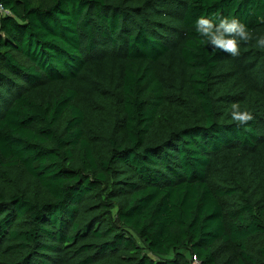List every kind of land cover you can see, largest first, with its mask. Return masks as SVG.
Wrapping results in <instances>:
<instances>
[{
  "label": "trees",
  "instance_id": "obj_1",
  "mask_svg": "<svg viewBox=\"0 0 264 264\" xmlns=\"http://www.w3.org/2000/svg\"><path fill=\"white\" fill-rule=\"evenodd\" d=\"M201 15L253 39L213 50ZM261 18L264 0H0V264H264Z\"/></svg>",
  "mask_w": 264,
  "mask_h": 264
},
{
  "label": "clouds",
  "instance_id": "obj_2",
  "mask_svg": "<svg viewBox=\"0 0 264 264\" xmlns=\"http://www.w3.org/2000/svg\"><path fill=\"white\" fill-rule=\"evenodd\" d=\"M195 27L197 33L204 38L202 43L232 57L240 55L241 42L248 43L253 39L252 33L245 24L235 17L219 18L217 23L213 18L201 15L196 19ZM256 46L264 49V35L257 37ZM231 109V119L238 125H247L254 120L252 112L247 109L241 110L239 103H233Z\"/></svg>",
  "mask_w": 264,
  "mask_h": 264
},
{
  "label": "built area",
  "instance_id": "obj_3",
  "mask_svg": "<svg viewBox=\"0 0 264 264\" xmlns=\"http://www.w3.org/2000/svg\"><path fill=\"white\" fill-rule=\"evenodd\" d=\"M192 262L193 264H202L196 256H193Z\"/></svg>",
  "mask_w": 264,
  "mask_h": 264
}]
</instances>
